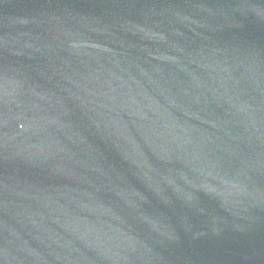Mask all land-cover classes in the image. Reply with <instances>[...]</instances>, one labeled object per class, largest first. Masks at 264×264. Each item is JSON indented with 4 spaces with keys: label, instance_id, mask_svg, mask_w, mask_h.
I'll return each instance as SVG.
<instances>
[{
    "label": "water",
    "instance_id": "1",
    "mask_svg": "<svg viewBox=\"0 0 264 264\" xmlns=\"http://www.w3.org/2000/svg\"><path fill=\"white\" fill-rule=\"evenodd\" d=\"M0 264H264V0H0Z\"/></svg>",
    "mask_w": 264,
    "mask_h": 264
}]
</instances>
